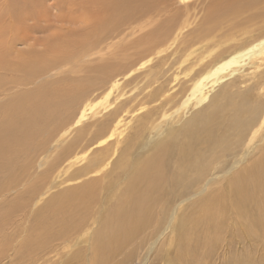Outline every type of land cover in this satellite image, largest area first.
<instances>
[{
  "label": "bare ground",
  "instance_id": "1",
  "mask_svg": "<svg viewBox=\"0 0 264 264\" xmlns=\"http://www.w3.org/2000/svg\"><path fill=\"white\" fill-rule=\"evenodd\" d=\"M261 1L213 0L183 36L188 0H0V263L240 264L264 238Z\"/></svg>",
  "mask_w": 264,
  "mask_h": 264
},
{
  "label": "rangeland",
  "instance_id": "2",
  "mask_svg": "<svg viewBox=\"0 0 264 264\" xmlns=\"http://www.w3.org/2000/svg\"><path fill=\"white\" fill-rule=\"evenodd\" d=\"M212 2H213V0H188V4H189L188 5L189 6L188 8L190 10L188 13H189V15L192 18L189 20L188 27L184 30V33H183L184 35L183 36L188 35L192 31V29L194 27H196L197 25L200 24L201 20L204 17L203 15L205 13H207V11L209 10V8H213ZM261 7H264V0L261 1L260 4L257 5L253 9V11H258V10H260ZM246 16H247V14H244L243 17H246ZM240 19H242V17ZM249 26H253V28H251ZM241 30L250 31L251 32V35H253V37H255V38L258 37V36H260V35H264V19L263 20H259V21H253L250 24L249 23H246V25H244L241 28ZM231 34L234 37H237L238 36L236 30H233L231 32ZM220 40H221L220 38H218L217 40H215L216 43L214 45L215 46L222 45L221 43H219ZM209 41H212V40H209ZM238 43H243L242 42V39ZM173 47H177V46L176 45L175 46H172L171 49L168 52H172V50L174 51V49H176V48H173ZM178 47H179V45H178ZM225 47L226 46L220 47V48L221 49H224ZM220 48L212 47L211 50L212 51H217ZM105 51H106V49L103 51V53H104V54L102 53L103 55H106ZM220 51H222V50H219V52ZM93 53H99V49L97 48V50H95ZM237 55L238 54L235 53L233 55L227 56L221 62L220 65H226V64H228L229 61L231 59H235V57ZM204 56H207V53ZM192 57H194V55H192L190 58H192ZM183 58L184 57H182V59ZM182 59H181V61H182ZM173 61H174L173 59H170V63L173 62ZM174 63H175V67H171L170 68L169 64L167 63L168 65H166L163 68H161L163 71H165V75H166V78H167V80L165 81V83L163 85V89L165 91L167 90V93H165L166 96L171 95L169 98L172 101H174V95L179 90V88L181 86V84H178V83L186 79L187 73H183V70L182 69L185 68L187 66V64H188V63L183 64L182 62L180 64H177L176 62H174ZM235 68H237V67H235V65L233 64L231 70L226 71V72H222V71L220 72L219 78H223V81L221 82L222 84L220 86H222L226 81H228V80H230V79L233 78L232 76L235 73H232V71H234ZM140 77H139V80L140 81L138 79H136L137 81L135 80V83L134 82L129 83V81L131 80V78H128V79H125V80L122 79V81H121V85L120 86L125 87V88H122L120 90V92L127 93V96L130 95V94H134L135 95V101L133 103V104H135V112H134V114H132L131 116H129V118H128L129 120H131V118H134L135 121L137 119H139L141 117V115L145 112V110L148 107V102H147L146 98H143L141 96H138V91L140 90V87L144 86V84H145L144 83L145 81H143L144 79H142V76H140ZM141 80H142V82H141ZM174 80H175V82H174ZM98 86L99 85H97L94 89H92L89 92V94H87V96L90 98V99H88L90 101V103L92 105H96V110H101V108H104V107L107 106L108 102H111V101L113 102L114 96L113 95H109V97L107 98V101L108 102H105V100H104L105 99V94H104L105 92L103 91V89L98 88ZM40 88H42V86H40ZM114 92H116V91H114ZM116 96L118 97L117 92H116ZM121 100H124V98L121 99ZM82 103H80V104L77 105V107L79 106L78 108L77 107L75 108V109H77L76 110L77 111L76 113H78L79 108L81 107V105H83ZM150 105L152 106V104H150ZM108 109L110 110L111 107H108ZM13 198H14V195H11L10 196V199H13ZM255 238H251L250 241L249 240L240 241V247L239 248L238 247L235 248V250H234L235 251L234 256L237 258V260H240V264H242V263H245V264H264V242H263V239L264 238L263 237H259V236H258V238H257V236ZM130 250L133 251V257L131 258V260L128 263L129 264H135V262H133V260H135V250L128 249V250H126V251L123 252V256L126 255V254H128V252ZM260 258H262V259H260ZM118 259L121 260L122 258L119 257ZM85 263L88 264L85 260L84 261H81L79 263H74V264H85ZM0 264H7V263L4 261V262H1ZM70 264H73V263H70Z\"/></svg>",
  "mask_w": 264,
  "mask_h": 264
}]
</instances>
